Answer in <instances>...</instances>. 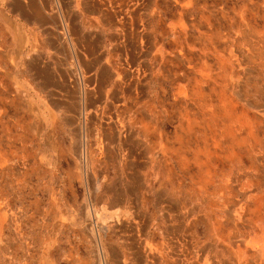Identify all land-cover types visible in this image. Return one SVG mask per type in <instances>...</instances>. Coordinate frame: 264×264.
Masks as SVG:
<instances>
[{
	"label": "rangeland",
	"instance_id": "1",
	"mask_svg": "<svg viewBox=\"0 0 264 264\" xmlns=\"http://www.w3.org/2000/svg\"><path fill=\"white\" fill-rule=\"evenodd\" d=\"M92 1L0 0V264H264V0Z\"/></svg>",
	"mask_w": 264,
	"mask_h": 264
},
{
	"label": "crops",
	"instance_id": "2",
	"mask_svg": "<svg viewBox=\"0 0 264 264\" xmlns=\"http://www.w3.org/2000/svg\"><path fill=\"white\" fill-rule=\"evenodd\" d=\"M88 4H89L90 8L93 10V12H97V13L101 12L102 9H101V7H100L98 2H95V1H92V0H88ZM92 10H91V12H92ZM144 254H146V252Z\"/></svg>",
	"mask_w": 264,
	"mask_h": 264
}]
</instances>
